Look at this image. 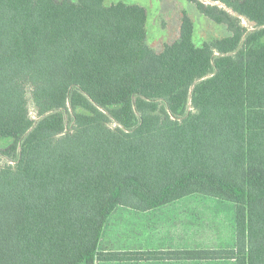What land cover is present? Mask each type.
<instances>
[{"label": "trees", "instance_id": "obj_1", "mask_svg": "<svg viewBox=\"0 0 264 264\" xmlns=\"http://www.w3.org/2000/svg\"><path fill=\"white\" fill-rule=\"evenodd\" d=\"M187 1L228 34L198 46L185 13L157 52L140 4L0 0V264L162 257L104 227L192 193L235 203V246L177 256L264 264V0Z\"/></svg>", "mask_w": 264, "mask_h": 264}, {"label": "crops", "instance_id": "obj_2", "mask_svg": "<svg viewBox=\"0 0 264 264\" xmlns=\"http://www.w3.org/2000/svg\"><path fill=\"white\" fill-rule=\"evenodd\" d=\"M203 197L223 200L203 193H192L149 210L117 207L104 227L99 251L152 252L163 255L130 261H96L95 264H236L235 259L180 258L176 255L184 251L234 248L232 241L228 246L226 239L219 238V233H224L225 229H218L212 235L209 231L204 233L200 202ZM213 242L219 244L211 246ZM169 252L172 254L166 255Z\"/></svg>", "mask_w": 264, "mask_h": 264}, {"label": "rangeland", "instance_id": "obj_3", "mask_svg": "<svg viewBox=\"0 0 264 264\" xmlns=\"http://www.w3.org/2000/svg\"><path fill=\"white\" fill-rule=\"evenodd\" d=\"M119 1L140 4L146 8L148 13V21L146 25L147 41L157 52L162 51L166 45L179 38L182 18L185 13H187L193 20L194 40L198 46L203 45L205 42L214 43L219 38L228 34L226 27L216 24L211 19L202 15L196 8V5L187 0H105V3L110 5ZM201 1L224 6L220 1ZM242 23L247 27L252 26V24L246 19H243ZM26 99L30 115L37 120L39 115L33 98V89L30 86L26 87ZM114 125V123H111V126ZM7 142L8 140L1 139L0 145H4ZM1 159V165L10 163V160L6 157H2ZM200 202L201 212L203 214L202 222L205 226L203 227L204 233L206 234V231H209L212 235L218 229H225L224 233H219V238L226 239L225 243L228 244V246H230V241L233 242L232 246H235L236 205L232 202L215 200L211 197H203ZM194 203L197 205V202ZM127 218L128 217H126L124 221H126ZM221 226H223V228ZM211 239H213V236H211ZM219 242H213L211 246L219 244Z\"/></svg>", "mask_w": 264, "mask_h": 264}]
</instances>
